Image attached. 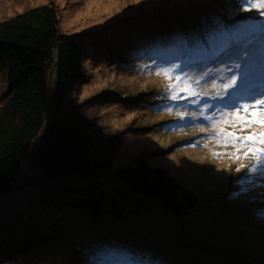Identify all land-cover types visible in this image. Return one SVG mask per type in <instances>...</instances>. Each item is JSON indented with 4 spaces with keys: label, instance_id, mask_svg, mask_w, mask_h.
<instances>
[{
    "label": "trees",
    "instance_id": "obj_1",
    "mask_svg": "<svg viewBox=\"0 0 264 264\" xmlns=\"http://www.w3.org/2000/svg\"><path fill=\"white\" fill-rule=\"evenodd\" d=\"M187 1L189 4L185 3V0L179 2L184 4L183 7H186L184 9L209 6L210 9L219 10L221 12L220 17L204 16L202 19H194L188 23L180 18L176 21H179V25L184 24L182 27H185V29L179 27L184 32L170 31L168 35H163L160 30L166 29L161 27V25H157L158 30L156 32L150 31L151 27L144 25L147 20H152L151 13L146 14V11L142 8L137 9L135 7L137 10L133 9L132 11L128 7L115 5L118 7L117 9H121L112 11L109 17L105 18L96 17L92 9H89L87 18L91 20V25L86 29L99 28L97 30L83 29L82 32L84 34H93L106 28L104 26H106L108 21L110 25L125 14H139L140 19L145 21L132 23L129 27L131 29L135 28L133 30L134 35L138 34L140 38L135 42H139L140 44L134 45L133 42H129L125 38L127 44L120 41L118 45L113 47L125 51H131L132 47L136 50L142 47L141 49L146 52V63H151L154 66L152 70L149 67L146 69L149 75L146 76V87L151 84L153 85L155 79L162 84L160 86L166 87L165 79L167 78L165 76L158 78L160 75H157L159 70L157 66L167 67L180 64L181 68L188 66V70H191L190 72L198 74L196 71H201L217 63V61H213V53L200 55L202 63L190 61L187 58L188 55L182 61V57L177 54L178 49H183V53H186L187 49H194L200 46V42L197 40L198 36L194 35L192 30H196L204 36L207 35L209 38L206 37V39L220 51L221 46H228V40L230 42L233 40V34L240 38V31L222 34L218 29V25L222 24L227 28L235 29L244 20L243 16L247 20L249 17L247 13L250 14L257 11L256 9H252V11L243 14L239 12V15L234 17L228 16V11L226 10L213 7L214 1L212 2V0H206L207 3H203V0ZM191 2L192 4H190ZM169 3L164 2L160 5L168 7L171 5ZM174 5H177V3ZM178 11L180 12V10ZM199 11L193 10L194 14ZM144 16H146V19L143 18ZM234 21L238 23L232 24ZM138 25L140 26L138 27ZM252 25L256 27V33L258 34L253 39H256L255 42H258L260 45L254 46L255 57L258 64H264V37L259 35L262 32L261 26H264V16H261L259 21H254ZM80 34L77 36H80ZM99 35L101 34H96L95 37H99ZM148 37L152 39L147 40ZM93 40H98L103 44L100 38H94ZM96 41H93V43H96ZM92 46V51L86 53L85 46L78 41L75 35L64 33L58 4L52 1L33 5L30 8L18 11L0 20V66L4 65L6 68L7 83V89L3 91L0 97L2 100L0 103V196L6 195L13 190L16 185L15 183H17L18 173L23 168V161L29 158L34 160V164L32 168L33 173L28 179L27 184L40 182V180H42L41 182L55 180L58 183L47 194L48 200H44L45 207L43 206L42 209L35 212V216L41 215L42 217L32 218L29 227L23 228L29 234L26 236L18 235L17 239L19 241L23 240V242L29 244L35 241L33 248H41L44 246V243L56 245L60 240L58 236H61V233L64 234L66 229L70 230L71 225L77 226L83 221L89 220V218L98 219L99 217H101L102 221H105L104 223L120 221L138 224V232L140 234H147L148 236H153L149 231L157 235L158 233H165L167 231L165 229V225H167L165 222L168 221L161 222L160 225L153 222L149 223V225L146 223L145 225L140 222L138 215H136L140 210H143L142 208L137 210L136 207L140 200L156 203L165 211H169L171 214L173 212L181 215V217H184L185 214L196 212L198 214L195 216H202L198 219V223H201L202 220H207L204 217H211L212 220L219 217V215L216 217L211 215L210 211L213 207L209 206L210 201L213 202L214 206H218L220 204L223 205L219 201L220 199H228L232 205L234 203L240 204L241 208L239 209L241 210L239 212L242 213L246 209L248 210L252 201L260 199L261 202H264L263 195L249 200L243 199V195L245 194L235 197L233 193L237 192L239 188L235 189L233 186H231L232 191H229V194L231 192L232 194L222 195L225 193L222 185L221 187L214 188L211 194L206 193L203 201L206 204V209H208L206 215H200L198 211L200 197L197 193L188 189L189 187L186 186L184 177L180 176L183 180L181 181L178 177L170 174L165 168L151 166L143 157L144 155H136L132 161L129 157L126 162H129L128 164L110 171L116 157L119 156L120 149L124 143V136L122 133L106 132L96 121L80 110V103L78 102L81 85L85 83L87 76L90 74L88 72L91 69V65L88 58H91L90 56L95 53V49L97 48L95 44H92ZM103 46L109 45L105 44ZM168 51H174L176 55L170 58L166 54ZM52 66H54V69H52ZM176 70L181 71L180 69ZM172 74L175 75L177 73L175 71ZM160 86L148 94L149 100L146 103V112H149L151 117L159 113L169 114V119L156 121L146 130H153L155 127L162 128L165 125L174 123V120L177 119V117H174V113L180 112L184 104L188 107L189 104L193 103L190 101V103L185 102L190 96L176 101L166 100L165 97L169 93L167 90H158ZM182 93L184 94V92H180L179 94L181 95ZM109 96L123 102V98L120 95L110 93L107 97ZM154 96H157V98H152ZM211 96L212 94L201 96L200 98L202 101L208 100L209 103H216L217 101L213 100ZM124 100L128 101L127 99ZM164 104L169 105L172 111L163 109L162 105ZM201 118L194 116L186 117L190 123L195 122L197 126L200 122H203L204 119ZM154 119L156 120V118ZM205 120L207 121L208 119ZM213 150L216 152L217 148L214 147ZM228 161L231 160L228 159ZM201 164L203 165V163ZM238 164L240 163L237 162ZM202 165V171L204 172L205 168ZM210 170L214 175L218 174L212 171V166H210ZM39 173L43 174V176L40 175L42 178L37 180L35 175ZM238 177H241V175H234V179L237 180ZM199 178V180H204L206 176H203V178L200 176ZM261 184H264V180L257 178L255 183L250 186L251 190L249 191L253 192ZM260 189L264 193V188ZM128 191L132 193V200L127 198V194L122 197ZM249 191L247 192L248 195L250 194ZM61 195L77 197L83 204L79 209L83 212L82 216L73 214L66 217L68 214L65 213L64 206L62 205L64 202L61 198L57 201H52L53 196L59 197ZM128 200L132 201L131 204ZM244 200L250 202H245ZM116 202H120L126 207L124 213L121 214L120 208H116ZM69 205H74L73 209L77 207L75 204ZM49 208L51 209L48 213ZM45 209L47 211L46 214ZM73 212L75 211L73 210ZM228 216L224 215V217ZM118 217H120L119 220H117ZM244 218L252 219L253 215L246 213V217H242L241 219ZM60 219H64L65 223L57 221ZM256 220L258 221L256 227L258 231H261L262 227L264 230V216L256 215ZM36 222L45 224L50 233L41 234L42 231L35 229L37 226ZM185 223V227L192 228L191 220ZM155 225L158 227H153ZM142 226H145V228L142 229ZM141 229L145 230L146 233L140 232ZM72 232H68V234H73ZM31 233L38 234L39 236L32 240ZM237 233L242 236V230ZM261 233H264V231ZM40 234L42 237H40ZM57 234L59 235L56 236ZM250 234L248 235L251 237L253 232ZM209 236L215 245L220 247L226 245V250L229 254L224 253L234 258L237 264H264V242H256L252 238L250 241V237L248 238V242H246V238H243V236L229 242L228 234H218L216 232L209 234ZM12 238L16 237L10 236L7 242H10ZM174 243L177 244L176 240H174ZM255 244L261 246L262 251ZM61 246H65V243L61 244ZM7 247L12 248L4 246V251L8 250ZM176 248L178 249L177 255L169 251L165 254L159 252L153 255L151 259L154 261L151 264L173 262L174 258L181 260L188 259L186 262H181L183 264H222L215 259L214 255L207 254L206 251L199 252L196 245L193 249L186 243V240L182 246L179 248L176 246ZM83 250V254L86 253L90 258L91 264H124L125 260L132 263L134 259H138L132 256L126 258L116 255L110 256L104 252L102 247L91 248L87 246ZM0 253L5 254L8 252ZM7 255L5 254V256ZM166 259H171V261L167 262ZM178 261L177 263H179Z\"/></svg>",
    "mask_w": 264,
    "mask_h": 264
},
{
    "label": "rangeland",
    "instance_id": "obj_2",
    "mask_svg": "<svg viewBox=\"0 0 264 264\" xmlns=\"http://www.w3.org/2000/svg\"><path fill=\"white\" fill-rule=\"evenodd\" d=\"M51 1L58 4V11L64 33H72L75 35L78 41L85 46L86 53L92 51V44L97 46L95 53L90 56L91 58H88L89 64L91 65V69L88 72L90 74L87 76L85 83L81 85L78 102L80 103V110L96 121L106 132L122 133L124 136L123 146L120 149L119 156L116 157L110 168V171L128 164L129 162H126L129 157L132 161L136 155H144L143 157L151 166L165 168L170 174L178 177L181 181L183 180L180 176L184 177V182L186 186L189 187L188 189L197 193L200 197V205L198 207L200 215H206L208 209H206V204L203 201L207 192L208 194H211L214 188L221 187L222 185L223 190L226 193H223L222 195L232 194V192L229 194V191L232 189L231 186L238 189L239 185H237V180L234 179V175L242 176L247 169H242L241 172H237L236 168L239 166V164L237 165V162L251 164L252 160L237 161L233 156L213 155L214 147L217 148L216 152L218 153H231L234 152V150L232 148H224L220 146L214 138L212 121L213 119H219V112L216 113L215 117H213L214 110H204L203 115L200 114L201 109H204V104L206 102L209 103L208 100L202 101L200 98L201 96H190L185 102H193L196 100L200 102L194 104L191 103L188 107L184 104L180 111L193 113L192 116L194 117H202L201 119L204 120L203 122H200L198 126L195 122L190 123V121L186 119L187 116H185L184 120H180L177 116L179 111H177L174 113V117H177V119L174 120V123L165 125V127L162 128H153L152 126L153 130H146L156 121L159 122L160 120L169 119V114L165 115V113H159L158 115H154L153 113L154 116L151 117V114L146 112V103L149 100L148 94L160 86L161 83L157 82L155 79L153 85L151 84L146 87V76H149L146 69L149 67L150 70H152L154 66L151 63H146V52L141 49L142 47H139V50L132 47L131 51L115 49L113 47L118 45L120 41L125 42V38L128 39L129 42H133L134 45L140 44L139 42H135L140 39L138 34L134 35L133 30H135V28L131 29L129 26L132 23L145 20L140 19V15L137 13L130 15L125 14L116 22L113 21L110 25L108 21L106 26H104L106 28L99 30L98 32L93 34H84V32H82L83 29L97 30L99 28L93 27L86 29L91 25V20L87 18L89 9H92L93 13L98 10V18H105L109 17V14L112 11L121 9H117L118 7L116 6L118 5L128 7L132 11L133 9L137 10L142 8L146 11V14H152V20H147L144 25H146V27H151L150 31L154 32L158 30L157 25H161V27L166 29L160 30L163 35H168L170 31L184 32L179 29V27L185 29V27H182L184 24L179 25V21H176L180 18L188 23L194 19H202L204 16H216V18H219L221 12L216 9H210L209 6H198L192 9H184L186 8L183 7L184 4L179 3L181 0H98L97 4L95 0H0V20L11 16L18 11L30 8L33 5H40ZM186 1L187 0H185V3L189 4L188 1ZM164 2H170L169 4L171 5L168 7L160 5ZM212 2L214 3V5H212L213 7H219L220 10L228 11V16L236 17L239 15V12L236 11V9L239 8L237 0H212ZM176 3L177 5H174ZM203 3H207L206 0H203ZM190 4H192V2ZM178 10H180V12ZM193 10L200 11L194 14ZM240 13L243 14L246 12L240 11ZM247 15L249 16L248 19L245 20V17L243 16L244 20H242L240 25L248 23L252 25L254 21H259L261 19V16L257 11L250 14L247 13ZM143 18L146 19V16ZM237 23V21H234L232 24ZM139 26L140 25H138V27ZM261 27L262 32L259 35L264 37V26ZM239 31L240 38L233 34V40L231 42L228 40V47L246 45L255 35H258L256 31L249 32L245 29ZM192 33L198 36L197 40L200 42V46L194 49H187L186 53H183V49H178L177 54L182 57V61L188 55L187 58L190 61L202 63L199 57L200 55L219 51L214 44H211L206 39V37H208L207 35L204 36L203 34H199L196 30H192ZM78 34H80V36H77ZM96 34L101 35L95 37ZM94 38H100L101 41H103V44L98 40H93ZM150 39L152 38H147V40ZM93 41H96V43H93ZM252 41L253 43L249 45L251 49H254V46H260L258 42H255L256 39H253ZM105 44H108L109 46H103ZM125 44H127V41ZM166 45L168 44L166 43ZM181 53L183 54L181 55ZM166 54L170 58L176 55L174 51H168ZM221 55H223V53H221ZM213 61H217L216 57L213 58ZM220 66L221 65L216 63L196 72L199 74L203 71L215 69ZM161 67L157 66V69L159 68L160 70ZM52 69H54V66H52ZM182 69L183 71L176 70V73L183 75L184 72H187L190 76L198 77V74L192 73L190 72L191 70H188V66H183ZM91 71L94 72V74H92ZM5 73L6 68L4 65L0 66V97L2 96L3 91L7 89ZM162 77L163 75H160L158 78ZM165 82L167 85L169 83H175L169 79H165ZM208 82V80H201L199 85H196L197 90L207 87L209 95H211L212 89ZM158 90L165 91L167 90V86H160ZM110 93L120 95L123 99H127L128 101L121 102L110 96L107 97ZM180 97V99L184 98L185 93H182ZM152 98H157V96ZM1 102L2 100L0 98V103ZM205 116H209L210 119L206 121ZM154 118H156V120ZM228 130L231 131L232 129L229 128ZM228 159L231 161H228ZM201 163H203V165ZM33 164L34 160L32 158L25 159L23 161V168L18 173L17 183H15L16 185L13 190L6 195L0 196V237L2 235V238L4 239H2V241H5L10 236L16 237L12 238L10 242H4L3 245L1 243L0 252H4V246H10L13 248V252H17L14 254L18 257L15 258L12 255L13 252L7 247L8 253H5L6 255L8 254L7 256L0 253V264H91L88 255L86 253L83 254V248H86L87 246H90L91 248L102 247L104 252L110 256L116 255L124 258L132 256L138 258L134 259L132 263L125 260L124 264H151L153 262L151 257L159 252L165 254L169 251L172 254L177 255L176 253L178 252V249L176 246L179 248L185 240L193 249L196 245L199 252L206 251L207 254L214 255L215 259L222 264H237L234 258L226 255L229 254L226 250V245L221 247L215 245L209 234L214 232L218 234H228L229 242L238 239L237 237L243 236V238H246V242H248L249 235L253 232L252 236L249 238L250 241L253 239L254 241L256 240V242H264V233H261L264 231L263 227L261 231H258L256 228L258 224L256 215L264 216V202H261L260 199L252 201L248 210L246 209L244 213L239 212L241 210L239 209L241 208L240 204L234 203L232 205L228 199H220L219 201L222 202L223 205L220 204L218 206H214L213 202L210 201L209 206L213 207L210 211L212 213L211 215H213V217L219 215V217L214 218L215 220H212L211 217H204V219L207 220H202L201 223H198L197 221L202 216H195L198 214L196 212H191L185 214L184 217H181V215L173 212L171 214L169 211H165L156 203L140 200L136 206L137 210L141 208L143 209L136 214L138 215L140 222L145 225L146 223L149 225L151 222L160 225L161 222L168 221L165 222V224H167L165 225V229L167 230L165 233H158L156 231L158 233L157 235L152 231H149L153 236H148L147 234H140L138 232V224L120 221L104 223L105 221H102L101 217H99L98 219H92L91 223H89L88 220L83 226L71 225V229H66V232L64 234L61 233V236L57 234L56 236L59 235L58 237L60 240L56 245L52 243L49 245L44 243V246L41 248H33V243L35 241H32L29 244L23 242V240L19 241L17 236H26L29 234V232L23 228L29 227L33 217H42L41 215L35 216V212L36 210L42 209L43 206L45 207L44 200H48L47 194H49L53 187L58 184L55 180L51 182H41L42 180H40V182L27 184L28 179L33 173ZM201 165L205 168L204 172L202 171L203 168ZM210 166L213 167V172L215 171L218 173L217 175L211 173ZM233 166L234 169L232 170ZM181 169L183 173L181 172ZM40 175L43 176L41 173L35 175L37 180L42 178ZM200 176L202 178L203 176H206V178L204 180H199ZM257 178L264 180V177L257 176L256 179ZM260 188H264V184L258 186L253 192L249 191V195L248 193H245L243 199L246 198L249 200L260 195L264 196V193H262L263 191ZM126 194L127 198L132 200L133 196L129 191L128 193H124L122 197ZM60 198L64 202L62 205L64 206L65 213L68 214H64L66 217L73 214L82 216L83 212L79 209L83 204L77 199V197L61 195L59 197H52V201H57ZM131 200H128L130 204L132 202ZM244 201L250 202L247 200ZM48 203H50V201H48ZM68 203L75 204L77 207L73 209L74 205H69ZM59 204L61 205V203ZM115 206L116 208H120L121 214L126 211V207L120 202H116ZM149 206H152L154 211H146V207L149 209ZM50 209L51 208H49L48 213ZM73 210L75 212H73ZM46 212L45 209V214ZM246 213L253 215V218L241 219L242 217H246ZM224 215L229 216L224 217ZM119 219L120 217H118L117 220ZM189 220L192 221V228L185 227V222H189ZM57 221L65 223L64 219ZM36 224L37 226L35 229L42 231L41 234L50 233L45 224H40V222H36ZM153 227L158 226L155 225ZM144 228L145 226H142V229ZM142 229L140 232L146 233V231ZM241 230L242 236L237 233ZM68 232H72L73 234H68ZM37 236L39 235L31 233L32 240ZM40 237H42V235ZM52 240L54 241V239ZM174 240H176L177 244L174 243ZM63 243H65V246H61ZM255 246L261 248L262 251L261 246L256 244ZM180 260L181 259L174 258L173 262H169L171 259H166L169 263L164 264H183L181 262L188 261V259ZM177 261L179 263H177Z\"/></svg>",
    "mask_w": 264,
    "mask_h": 264
},
{
    "label": "snow or ice",
    "instance_id": "obj_3",
    "mask_svg": "<svg viewBox=\"0 0 264 264\" xmlns=\"http://www.w3.org/2000/svg\"><path fill=\"white\" fill-rule=\"evenodd\" d=\"M237 3V12L256 9L260 16H264V0H237ZM218 29L222 34L241 29L249 32L257 30L251 24H242L235 29L220 24ZM252 43L253 41L249 40L248 44L243 46H221L220 51L212 55L217 58L218 65L222 66L203 71L198 77L190 76L187 72L183 75H173L176 69L183 71L180 64L161 67L157 72V75H163L175 82L167 85L169 94L165 99L171 101L180 99V92L185 93L184 98L207 96L208 88L197 90L196 85H199L201 80L210 82L212 98L217 102H206L200 114L203 115L204 110H214L215 117L219 112V119L212 121L214 138L220 146L234 150L231 153L213 152V155H229L237 161L252 160L251 164L240 163L236 168L237 172L242 169L247 171L237 178L239 189L233 193L235 197L247 193L257 176L264 177V64H258L254 50L249 47ZM162 108L172 111L167 104L162 105ZM192 115L193 113L188 112L177 113L180 120ZM229 128L232 130L229 131Z\"/></svg>",
    "mask_w": 264,
    "mask_h": 264
},
{
    "label": "bare ground",
    "instance_id": "obj_4",
    "mask_svg": "<svg viewBox=\"0 0 264 264\" xmlns=\"http://www.w3.org/2000/svg\"><path fill=\"white\" fill-rule=\"evenodd\" d=\"M96 2H98V0H96ZM94 15H96L97 17L99 16V11L98 10H96L95 12H94ZM106 49V48H105ZM208 83H210V82H208ZM119 97V96H118ZM123 102H127L126 100H122ZM64 194V193H63ZM49 196H52V195H49ZM53 197H58V196H53ZM91 210H93V208H91ZM151 210H153V207L152 206H149V209H148V207H146V211H148V212H150ZM154 211V210H153ZM91 221H92V219L91 218H89V223H91ZM10 238V237H9ZM9 238H7L5 241H2V235H1V237H0V240H1V242L0 243H2V245L4 244V242L6 243L7 241H8V239ZM4 240V239H3ZM101 243H103V242H101ZM9 249H13V248H9ZM11 251H14V250H11ZM4 252H8V250H6V251H4ZM14 253H17V252H13V256L15 257V258H18L17 256H15V254Z\"/></svg>",
    "mask_w": 264,
    "mask_h": 264
}]
</instances>
